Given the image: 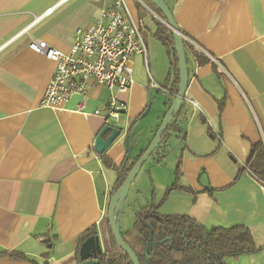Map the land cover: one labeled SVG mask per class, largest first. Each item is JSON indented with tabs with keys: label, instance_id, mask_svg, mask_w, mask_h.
Masks as SVG:
<instances>
[{
	"label": "crops",
	"instance_id": "obj_1",
	"mask_svg": "<svg viewBox=\"0 0 264 264\" xmlns=\"http://www.w3.org/2000/svg\"><path fill=\"white\" fill-rule=\"evenodd\" d=\"M61 1L0 0V264H32L10 259L12 252L40 264H73L85 232L96 227L103 241L117 168L147 150L179 88V68L156 35L164 20L126 0L133 20L143 22L148 55L133 59L131 90L118 96L127 110L113 125L121 135L105 152L116 168L106 167L95 145L105 126L95 113L111 93L92 86L62 109L42 108L57 64L29 45L45 41L70 53L76 32L115 0ZM162 1L197 45L187 42L186 105L178 128L149 159L150 204L135 177L116 205V228L127 233L137 214L157 205L160 215L190 217L208 231L247 229L259 251L225 264H264V187L246 168L253 147L264 142V0ZM176 181L180 188L170 190Z\"/></svg>",
	"mask_w": 264,
	"mask_h": 264
},
{
	"label": "trees",
	"instance_id": "obj_2",
	"mask_svg": "<svg viewBox=\"0 0 264 264\" xmlns=\"http://www.w3.org/2000/svg\"><path fill=\"white\" fill-rule=\"evenodd\" d=\"M144 2L158 17L165 20L163 14L151 2L146 0ZM138 9L140 12L143 11L140 4H138ZM156 35L168 53L173 55L174 65L179 68L173 32L166 26L159 24ZM184 44L187 52L189 45L186 41ZM197 60L202 62L200 56H197ZM177 93L178 90L172 97ZM222 107L223 104H220L221 109ZM184 108L185 106L178 111L176 117L169 125L160 146L169 138L170 132L178 128V121ZM160 146L151 158L158 155ZM99 156L106 167L116 168L106 153ZM141 156L131 163L124 161L117 168L119 177L110 193V199L121 188L128 174ZM156 162L160 164L162 159H158ZM246 168L260 182L264 183V142L253 147L252 156ZM179 188L178 181H176L170 190ZM158 208L159 206L152 205L137 214L134 227L127 233L122 234L124 241L132 248L141 264H225L227 259L237 260L243 255L259 251L250 232L243 227H217L208 231L204 226L198 224L190 217L160 215ZM98 234L96 227L85 232L81 237L80 247L88 238L96 237ZM102 235L105 254L89 264H133L132 260L118 246L113 237L108 222V209L103 219ZM49 245H51V242H49ZM80 247L77 251L76 262L73 264H82L79 258ZM7 256L15 261L24 260L32 264H40L15 252L9 253ZM43 264L49 263L45 261Z\"/></svg>",
	"mask_w": 264,
	"mask_h": 264
},
{
	"label": "built area",
	"instance_id": "obj_3",
	"mask_svg": "<svg viewBox=\"0 0 264 264\" xmlns=\"http://www.w3.org/2000/svg\"><path fill=\"white\" fill-rule=\"evenodd\" d=\"M67 1L70 0L61 2ZM137 2L146 13L155 16L156 13L143 0ZM58 6L36 17L35 23L51 16ZM24 32L26 30L19 36ZM143 33V22L133 20L126 0H115L112 6L101 11L88 28L76 32L74 46L68 54L52 48L45 41H32L29 45L32 51L57 64L41 107L62 109L72 97L86 98L91 87L97 86L107 89L111 99L95 114L103 118L104 126L113 127L119 123L122 113L127 110V103L120 101L118 96L128 94L131 90L134 81L133 59L139 55L147 60L148 50ZM183 38L197 47L188 37L183 35ZM152 86L164 90L155 82H152ZM187 101L195 111L200 110L196 101ZM260 183L264 187V183Z\"/></svg>",
	"mask_w": 264,
	"mask_h": 264
},
{
	"label": "water",
	"instance_id": "obj_4",
	"mask_svg": "<svg viewBox=\"0 0 264 264\" xmlns=\"http://www.w3.org/2000/svg\"><path fill=\"white\" fill-rule=\"evenodd\" d=\"M152 3L165 17V25L173 32L174 42H175V51L178 58L179 63V89L178 93L171 100V106L169 111L167 112L159 130L157 131L152 143L135 164L131 172L128 174L121 188L116 191L113 197L110 199L109 207H108V222L111 228L113 237L118 244V246L128 255V257L132 260L133 264H141L136 254L132 250V248L124 241L122 235L118 231L114 221V213L115 208L121 197L124 193L129 189L132 182L134 181L137 174L141 171V169L145 166V164L149 161L152 155L160 146L161 140L167 131L169 125L176 117L178 111L185 106L186 102V93L189 84V73H188V65H187V57H186V49H185V40L183 35L180 33L179 27L177 26L173 13L169 6L162 0H146ZM170 94V92H168ZM111 135L105 139V136L108 133ZM121 135V131L119 129L105 126L98 134L96 140V150L98 155L104 154L108 149L112 147L116 139ZM104 252L103 241L99 234L96 237L88 238L80 247L79 250V258L82 264H89L101 257Z\"/></svg>",
	"mask_w": 264,
	"mask_h": 264
},
{
	"label": "rangeland",
	"instance_id": "obj_5",
	"mask_svg": "<svg viewBox=\"0 0 264 264\" xmlns=\"http://www.w3.org/2000/svg\"><path fill=\"white\" fill-rule=\"evenodd\" d=\"M137 21H139V20H137ZM175 158H176L175 156H173L171 158L172 162L175 161ZM151 163H152V160H149L145 164V166L141 169L140 173L138 174L139 176H136V178L138 177L139 192L142 195V198L141 199H142V201H144L143 204H145L147 202H148V204H150L151 194H152V192H154V184H153L152 177H151L152 175H151V172L149 170H147V169H149Z\"/></svg>",
	"mask_w": 264,
	"mask_h": 264
}]
</instances>
